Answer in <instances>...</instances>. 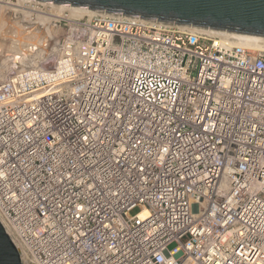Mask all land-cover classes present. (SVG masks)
<instances>
[{
    "label": "built area",
    "instance_id": "built-area-1",
    "mask_svg": "<svg viewBox=\"0 0 264 264\" xmlns=\"http://www.w3.org/2000/svg\"><path fill=\"white\" fill-rule=\"evenodd\" d=\"M58 22L56 61L0 82V220L21 262L264 264V50Z\"/></svg>",
    "mask_w": 264,
    "mask_h": 264
},
{
    "label": "water",
    "instance_id": "water-1",
    "mask_svg": "<svg viewBox=\"0 0 264 264\" xmlns=\"http://www.w3.org/2000/svg\"><path fill=\"white\" fill-rule=\"evenodd\" d=\"M264 38V0H7ZM0 264H23L0 222Z\"/></svg>",
    "mask_w": 264,
    "mask_h": 264
},
{
    "label": "rangeland",
    "instance_id": "rangeland-1",
    "mask_svg": "<svg viewBox=\"0 0 264 264\" xmlns=\"http://www.w3.org/2000/svg\"><path fill=\"white\" fill-rule=\"evenodd\" d=\"M3 5L4 4H1V6H3ZM26 6H28V5H25V7ZM3 7H6V5H4ZM11 7L9 5L6 8L0 9V32L3 33L5 31H7L9 33H12V34H9L5 37L0 36V41L2 42V40L4 39V40H6V42H8L10 39L11 40L14 39V40H21L22 44H26V43H33L34 44L36 38H40V37L42 39L44 38V41L47 43L46 44L44 42V46H45L44 48L46 50V52L44 51L45 52L44 57L39 56L40 58L36 57L33 60H31L30 55L39 51L41 48L40 46H38V47L32 46L33 48L32 47L31 48L33 50H31V48H30V50L24 49L23 55H19L20 58L18 57V62H20L21 59H23L24 55H25V56H29L27 58L29 60L25 61L27 63V65H31V64L37 65V64L41 63L44 60V58H46V57H47L46 59H48L51 63H54L56 61V58H57V50L56 49L58 48L62 38L66 35L67 29H68L67 27H64L63 22L60 24L58 22V20L60 18H63V17L72 19L71 16L68 17V15H69L68 13H65L64 15L61 14V16H60L59 13L52 11L53 9L50 7L47 8L48 12L46 11L48 14H45V13L41 14L40 12H37V11L33 12V14H32L27 9L25 10V9L15 8V9L19 10L18 12H16V11H13V8H11ZM27 12H28V14H27ZM49 12L52 15H49ZM48 15L51 18L50 21L49 20L48 21L43 20L41 18V16H47L48 17ZM52 17H53V19H52ZM14 29L17 30L18 32H20L19 37L16 36L17 33L14 32L15 31ZM2 36H4V34H2ZM14 36H15V38H14ZM55 50H56V52H55ZM6 51H7V47H3V52H6ZM8 55H10V54L5 53V55H2V56L0 55V64H3L2 66H0V82L5 80L8 76H10L15 71H19V70L24 69V67H13L11 65V62H8L9 63L8 64L6 61ZM138 211L139 210H135L133 212V214H136Z\"/></svg>",
    "mask_w": 264,
    "mask_h": 264
},
{
    "label": "bare ground",
    "instance_id": "bare-ground-1",
    "mask_svg": "<svg viewBox=\"0 0 264 264\" xmlns=\"http://www.w3.org/2000/svg\"><path fill=\"white\" fill-rule=\"evenodd\" d=\"M1 4L6 5V7L9 6V5H10V7L12 6L11 8H13V11H16V12L19 11L18 9H25V10L27 9L32 14H33V12H36V11L37 12H40L41 14L42 13L48 14L47 13L48 12L47 11V8L50 7V8L53 9L52 11L59 13L60 16H61V14L64 15L65 13H68L69 14L68 17L71 16V18H73V19H80V18H83V17H86V16H92V15H94L96 13L94 11H89V10H75V9H66V8H55V7H51V6H41V5L26 4V3H19V2H14L13 3L12 1H7V0H0V9L6 8V7H3L4 5L1 6ZM25 5H28V6L25 7ZM15 8H18V9H15ZM27 14H28V12H27ZM49 15H52V14L49 12ZM49 15H48V17H49ZM48 17L47 16H41V18L43 20H47V21L49 20L50 21L51 18L50 17L48 18ZM52 19H53V17H52ZM188 28L194 29L192 27H188ZM204 31L207 34L219 36L221 38L222 42H224L225 44H227V45H229L231 47H244V48H249V49H253V50H264V38L263 37L243 35V34L231 33V32L223 33V32H220V31H207V30H204ZM14 32H16L17 33L16 36L19 37V35H20L19 33L20 32H18L17 30H15ZM2 34H4V36H2ZM9 34H12V33H9L7 31H5L3 33L0 32V36L1 37H5V36H7ZM14 38H15V36H14ZM44 42H45L44 41V38L42 39L41 37L40 38H36L34 44L33 43L22 44L21 43V40H14V39L13 40L10 39L8 42H6V40L3 39L2 42L0 43V55L1 56L2 55H5V53L6 54H10V55L7 56V60H6L7 63L8 62H11V61L18 62L17 61L18 60V57H19V55H22L23 54L24 49H29L30 50V48L32 46H37V47L40 46L41 47L40 50L37 51V52H35L36 54L35 53L31 54L30 55V58H31V60H33L34 58L39 57V56H43L44 57L45 52H46V50L44 48L45 47L44 46ZM3 47H7V51L6 52H3ZM32 48H31V50H33ZM55 52H56V50H55ZM28 57L29 56H24V58L21 59L20 62L16 63L17 66L18 67L28 68V66L26 65V62H25L26 60H29V59H27ZM46 58H44V60H47ZM0 222L3 225L2 220H0Z\"/></svg>",
    "mask_w": 264,
    "mask_h": 264
}]
</instances>
